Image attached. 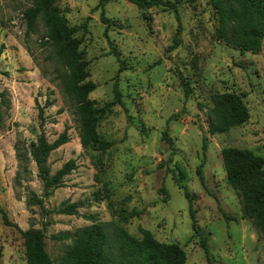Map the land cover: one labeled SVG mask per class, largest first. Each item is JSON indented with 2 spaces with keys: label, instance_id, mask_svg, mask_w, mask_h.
<instances>
[{
  "label": "rangeland",
  "instance_id": "rangeland-1",
  "mask_svg": "<svg viewBox=\"0 0 264 264\" xmlns=\"http://www.w3.org/2000/svg\"><path fill=\"white\" fill-rule=\"evenodd\" d=\"M35 1L0 0V205L9 220L23 230L45 228L47 252L56 264L72 240L54 236L90 225L84 217L89 214L111 232L117 224L140 239L179 244L186 264H264V234L244 216L246 195L227 184L224 157L226 149L264 156V38L255 51L231 47L219 35L211 0H170L177 4L182 28L180 46L169 50L178 29L169 8L141 9L128 0H110L105 24L100 0H55L71 27L86 24L76 35L89 62L88 79L98 85L90 99L98 106L111 102L116 80L123 94L125 108L113 107L97 127L103 139L115 142L102 153L81 145L77 102L64 85L68 70L48 43L45 20L40 17L27 33L23 11ZM110 40L122 54V72ZM184 81L190 82L188 98ZM227 94L243 96L249 119L214 132L210 118L214 110H226ZM65 130L70 141L51 154L48 165L52 174L70 160L78 168L44 204L47 210L74 202L82 207L80 215H46L28 203L33 193H45L31 144L42 133L52 142ZM165 131L173 147L163 140ZM176 179L195 196L210 261L200 237L193 235L189 201ZM96 194L104 199L97 201ZM0 264H27L24 239L17 228L5 225L1 213Z\"/></svg>",
  "mask_w": 264,
  "mask_h": 264
},
{
  "label": "trees",
  "instance_id": "trees-1",
  "mask_svg": "<svg viewBox=\"0 0 264 264\" xmlns=\"http://www.w3.org/2000/svg\"><path fill=\"white\" fill-rule=\"evenodd\" d=\"M54 1L36 0L34 5L23 11L27 22V33L34 31L40 17L45 20L48 27V43L55 49L59 59L68 70L64 85L67 92L75 96L77 102L81 145L84 149L105 153L115 145V142L103 139L98 133L97 127L106 115L113 112V107L116 105L124 107L119 81L116 80L114 83V99L111 102L98 106L90 99V94L97 89L98 85L88 79L90 77L89 62L85 58V52L81 50L82 39L76 35L86 24L71 27L59 8L54 5ZM109 1L100 0L99 2L102 8L101 19L105 24L110 22L105 17V4ZM128 1L141 9L164 7L173 10L178 22V29L172 45L168 49L174 50L180 46L182 25L176 3L170 0ZM211 4L219 16L220 37L231 47L255 51L258 42L264 38V0H211ZM105 35L109 39L107 28ZM109 43L111 54L117 58L120 64L119 72H122L125 69L122 54L111 40ZM182 85L185 97L188 98L190 82L184 81ZM223 100L226 110L223 112L214 110L210 118L211 130L214 132L226 131L249 119L242 95L227 94L223 96ZM40 111V116L43 118L44 108H41ZM127 116L128 119L131 118L129 115ZM1 120L0 113V124ZM163 140L170 147L174 146L173 139L167 131L163 133ZM69 141L70 136L65 130L52 142L42 133L37 141L31 144V155L38 168V176L43 181L45 193L43 197L33 193L28 203L39 206L46 215L50 213L80 215L79 209L82 207L80 202L64 203L55 210H47L44 204L45 197L50 196L55 189L61 187L65 177L78 168L75 160H70L52 174L48 165L51 154ZM18 156L21 162L26 161L24 154L23 156L18 154ZM224 157L228 172L227 184L246 195L244 216L253 218L259 230L264 234V156L254 155L252 151L245 149H226ZM197 173L202 185L206 188L201 166L198 167ZM176 182L179 188L183 189L184 196L189 201L193 235L200 237L201 247L210 261L207 238L202 235L198 226L194 208L195 196L189 192L186 186L180 184L179 179H176ZM104 187L106 198H110L112 193L109 184L105 183ZM164 191V188L159 190L160 193ZM103 199L100 194H96L97 201ZM0 213L5 225L17 228L24 239L27 264H56L47 252L45 228L23 230L18 224L9 220L1 205ZM137 214L134 212L131 217L137 216ZM84 217L92 223L77 230L74 234L64 233L54 236L57 240H72V245L62 257L60 264H186V252L179 244L161 243L152 236L140 239L117 224H112L111 232L108 224L97 219L96 215L89 214ZM225 217L228 219V216L225 215ZM48 224L50 222L46 225Z\"/></svg>",
  "mask_w": 264,
  "mask_h": 264
}]
</instances>
